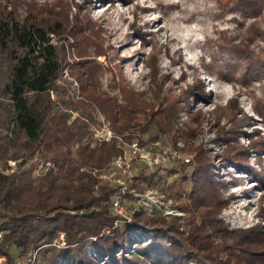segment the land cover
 I'll list each match as a JSON object with an SVG mask.
<instances>
[{
    "label": "trees",
    "instance_id": "16d2710c",
    "mask_svg": "<svg viewBox=\"0 0 264 264\" xmlns=\"http://www.w3.org/2000/svg\"><path fill=\"white\" fill-rule=\"evenodd\" d=\"M229 1L253 11L264 7V0ZM75 5L78 10L70 18L64 4L57 8L34 0H0V159L17 161L13 172H0V257L5 264H19L26 258V264H264V228L233 229L219 217L228 198L219 191L212 156L201 146L181 166V180L190 184L188 191L175 194L182 198L177 206L186 212L184 217L139 210L132 213L131 222L114 226L117 215L111 196L115 187L80 168H102L123 147L114 140L93 143L84 139L98 125L100 114L114 132L127 133L129 141L147 146L157 141L158 134L173 131L187 97L179 102L178 97L163 96L155 104L114 75L117 93L101 90L100 63L78 52L84 44L97 45L92 37L97 35L92 32L96 25L84 23L80 18L83 6ZM263 34L254 18L244 37L238 41L225 38L223 43L253 67L264 60L252 46L256 36ZM70 39L78 56L84 57L69 70L79 86L77 99L64 97L58 82L67 64ZM104 53L99 48L94 54ZM150 67L157 99L162 78L156 77L154 64ZM200 95L205 97L201 87ZM238 95L229 101H236ZM72 112L76 115L70 119ZM229 119L236 128L243 118ZM150 129L155 134L143 138ZM245 135L249 143L237 146V151L252 149L260 154L263 142L253 140V133ZM36 156V161H52L56 169L34 176L24 164ZM134 169L131 187L142 193L140 183L155 172L147 176L138 163ZM60 234L61 247L56 245Z\"/></svg>",
    "mask_w": 264,
    "mask_h": 264
},
{
    "label": "rangeland",
    "instance_id": "374dc122",
    "mask_svg": "<svg viewBox=\"0 0 264 264\" xmlns=\"http://www.w3.org/2000/svg\"><path fill=\"white\" fill-rule=\"evenodd\" d=\"M34 1L56 4L57 8L64 4L70 18L78 10L75 4L83 6L80 18L84 23L96 25L92 32L97 35L92 37L97 45L87 47L84 44L78 52L90 55L88 58L100 63L98 84L101 90L110 95L117 93L113 88L114 75L117 79L122 77L133 90L142 92V98L155 104L163 96L169 99L178 97L179 102L187 97L182 102L184 106L179 111L173 131L157 135V140L177 149L181 157L144 170L147 176L155 173L140 183L144 186L143 191L158 189L163 195L159 203L148 209L151 211H145L146 214L186 215L177 206L182 198L175 195L179 190L188 191L190 188L188 182L181 180V166L189 163L195 148L201 146L212 156L217 166L219 191L228 198L227 206L221 209L219 217L233 229L258 225L264 228V148L260 154L252 149L243 153L237 151V146L246 147L249 143L245 133H253L252 139L263 142L264 146V60L253 67L248 66L240 55L227 50L223 43L225 38L238 41L244 37L254 18L264 31V7L253 11L246 5L229 0ZM253 14L256 15L254 18ZM252 43L255 54L264 58V34L256 36ZM66 45L67 64L59 74L58 82L64 97L77 99L79 86L69 70L76 60L80 64L84 57L78 56L72 39ZM99 48L104 50V55L94 54ZM151 64L156 66V77L162 78V83L156 88L157 99L153 92L156 86L151 81ZM200 87L204 98L200 95ZM237 94L236 101L230 102ZM51 98H55L53 92ZM156 109L157 106L154 107ZM75 115L72 112L70 119ZM229 116L243 119L234 128ZM101 118L104 119L99 114L96 118L98 125L91 127L85 139L93 141L91 131L98 128ZM112 132L120 135L124 142L129 141L127 133ZM133 133L138 134L137 130ZM154 134L155 131L150 129L142 137ZM122 144L120 142V146ZM147 146L152 147V143H147ZM184 158L188 161L185 162ZM36 160L37 156L27 160L24 167L33 172ZM0 162L4 163L1 159ZM171 169L177 171L171 172ZM147 184L151 187H145ZM126 202L129 213L136 202L132 199ZM165 209H171L173 213L165 214ZM27 261L26 258L21 263L26 264Z\"/></svg>",
    "mask_w": 264,
    "mask_h": 264
},
{
    "label": "built area",
    "instance_id": "2783aa9c",
    "mask_svg": "<svg viewBox=\"0 0 264 264\" xmlns=\"http://www.w3.org/2000/svg\"><path fill=\"white\" fill-rule=\"evenodd\" d=\"M90 137L93 138V143H100L103 141L108 142L112 140H114L119 146L120 142L123 143V151L113 156L111 160L102 168H80V171H84L100 181H106L115 187V191L111 196V207L117 215L113 221L114 226H117V223L122 221L131 222V215L134 211H151L148 209L159 203L163 195L158 189H149L140 193L131 187L135 176L134 164L138 163L145 168L152 169L153 167L161 165L170 159L180 158L181 156L178 153V150L173 149L170 146L163 145L159 140L153 142L152 147L141 145L134 140L124 142L120 135L112 132L103 118H101L98 128H94V130L91 131ZM84 140L88 141V139ZM184 161L187 162L188 159L184 158ZM16 166L17 161L14 159H8L6 163L0 162V172L11 173L16 169ZM55 169L56 166L52 161L38 160L35 162L32 173L34 176L40 177ZM128 199L135 200L136 202L135 207H133L129 213L126 210L128 208V202H126ZM166 209L163 210L165 214L173 213L171 209ZM56 245H64L62 234H60L59 241ZM0 264H5L4 257L2 256L0 257Z\"/></svg>",
    "mask_w": 264,
    "mask_h": 264
}]
</instances>
